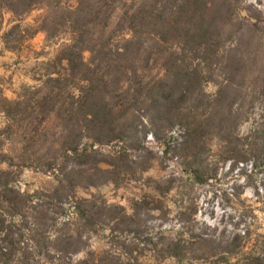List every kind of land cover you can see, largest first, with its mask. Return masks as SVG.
I'll return each mask as SVG.
<instances>
[{"label":"rangeland","instance_id":"rangeland-1","mask_svg":"<svg viewBox=\"0 0 264 264\" xmlns=\"http://www.w3.org/2000/svg\"><path fill=\"white\" fill-rule=\"evenodd\" d=\"M208 2L211 15L213 5L228 12L237 3L234 21L217 23L213 78L202 89L210 98L230 92L233 119L184 148L191 123L213 117L206 100L191 114L188 103L167 136L142 138L153 152L150 161L131 139L93 146L85 138L79 152L88 154L77 157L57 145L56 116L37 132L28 112L9 118L4 100L38 86L69 40L25 33L44 13L35 10L20 24L19 41L12 43L18 49L9 50L3 35L19 21L0 11V218L15 240L11 264H247L250 256L264 255V0ZM90 56L86 51L85 61ZM181 57L192 66L198 62L191 54ZM228 136L235 143L229 145ZM123 147L128 165L116 158ZM189 161L205 181L194 177ZM169 178L175 180L169 184ZM7 235L0 232V248Z\"/></svg>","mask_w":264,"mask_h":264},{"label":"trees","instance_id":"trees-1","mask_svg":"<svg viewBox=\"0 0 264 264\" xmlns=\"http://www.w3.org/2000/svg\"><path fill=\"white\" fill-rule=\"evenodd\" d=\"M231 6L227 12L213 5L211 15L208 0H0V11L19 21L3 35L7 49H18L12 43L19 41L20 24L35 10L44 13L25 33L33 31V37L43 31L48 39L68 36L69 40L48 64L38 86L25 88L14 101L4 100L5 113L9 118L26 112L33 115L32 124H37L34 132L50 116H56L61 136L57 145L77 157L88 154V149L79 152L85 138L93 146L131 139V147L144 150L150 161L153 152L143 139L151 134L161 140L180 123L188 103L193 104L191 114L206 100L213 107V117L202 122L197 118L191 123L193 128L189 126L183 133L182 147L192 146L199 136H213V131L219 133L223 123L233 119L235 97L230 92L221 89L210 98L202 90L213 78L218 44L213 40L215 28L225 18L234 21L237 3ZM86 51L91 54L88 61ZM189 54L198 60L195 66L182 61L181 56ZM225 139L229 145L236 140ZM2 155L4 160L7 155ZM256 155L263 158V154ZM116 158L128 165L127 148L123 147ZM189 163L194 177L205 181L204 172L193 166L196 162ZM95 171L103 173L97 167ZM174 180L166 181L171 184ZM13 208L18 209L16 205ZM7 227L0 218V232L7 230L9 238L6 247L0 248L3 264H11L16 252ZM173 251L181 255L179 247ZM58 264L67 263L59 260ZM247 264H264V255L250 256Z\"/></svg>","mask_w":264,"mask_h":264},{"label":"crops","instance_id":"crops-1","mask_svg":"<svg viewBox=\"0 0 264 264\" xmlns=\"http://www.w3.org/2000/svg\"><path fill=\"white\" fill-rule=\"evenodd\" d=\"M0 72H1V73L4 72V68H3V67H0ZM23 78H24V80H27V81L31 80V77H30L29 75H26V76H24Z\"/></svg>","mask_w":264,"mask_h":264},{"label":"built area","instance_id":"built-area-1","mask_svg":"<svg viewBox=\"0 0 264 264\" xmlns=\"http://www.w3.org/2000/svg\"><path fill=\"white\" fill-rule=\"evenodd\" d=\"M172 134L175 135V136H178V132H176V131L173 132Z\"/></svg>","mask_w":264,"mask_h":264}]
</instances>
